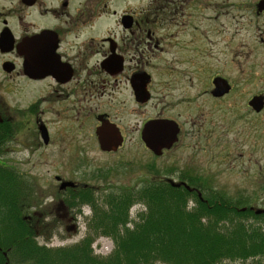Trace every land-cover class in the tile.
I'll use <instances>...</instances> for the list:
<instances>
[{"label":"flooded vegetation","instance_id":"af4514ba","mask_svg":"<svg viewBox=\"0 0 264 264\" xmlns=\"http://www.w3.org/2000/svg\"><path fill=\"white\" fill-rule=\"evenodd\" d=\"M254 130L264 136V0H0V163H81L95 148L160 160L212 134L232 161ZM7 167L31 213L33 179ZM54 179L76 213L91 190Z\"/></svg>","mask_w":264,"mask_h":264},{"label":"trees","instance_id":"16d2710c","mask_svg":"<svg viewBox=\"0 0 264 264\" xmlns=\"http://www.w3.org/2000/svg\"><path fill=\"white\" fill-rule=\"evenodd\" d=\"M12 171L0 163V264H224L238 260L264 264V210L233 209L232 203L212 190L163 181L139 190L146 206L141 223L114 237L110 255L95 257L87 239L71 248L49 249L37 241L45 221L36 222L30 216L25 179ZM125 194L112 196L108 204L114 209L98 215L101 229L105 225L108 233L123 226L130 203L123 201ZM80 197L95 209L89 193ZM74 207L79 208V203Z\"/></svg>","mask_w":264,"mask_h":264},{"label":"rangeland","instance_id":"374dc122","mask_svg":"<svg viewBox=\"0 0 264 264\" xmlns=\"http://www.w3.org/2000/svg\"><path fill=\"white\" fill-rule=\"evenodd\" d=\"M239 102L238 107L241 109L243 100ZM196 103L199 105L204 103L205 108L209 109L214 107L213 101L209 99H199ZM241 112L243 114L244 110L242 109L238 114ZM191 113V118L200 116L196 111ZM209 116L211 121H208V129L212 128L217 119L214 113ZM210 122H212L211 125H209ZM253 132L254 138L252 140L250 137L249 142L247 138L249 135L238 136L237 157L232 161H230L231 158L220 157V143H217L216 137L212 134L205 141L185 140L181 148L160 160L151 158L140 149L141 154L137 161L127 162L128 159L123 160L120 154L107 156L95 148L90 153L89 159L81 163L35 157L29 161L2 164L15 168L18 173H24L34 181L38 206L31 211V214L36 215L33 217L36 222L37 220L43 222L44 218L46 224L43 226L45 229L41 228L40 233L37 234L39 244L49 249H64L74 247L87 239L91 242L92 254L95 257L104 258L114 249L113 239L122 237L126 230L131 231L141 223L140 218L145 214L146 206L139 198V190L149 184L163 181L173 185H194L202 191L212 190L214 193H219L225 201L234 205H231L233 209L243 210L245 207H250L259 212L263 211L264 154L260 152V148L264 147V136L259 137L260 130ZM255 138H259L258 141ZM251 143L258 144V151L252 153L248 151ZM55 176L89 188L91 190L88 192L89 201L93 200L95 209L81 202L80 209L75 211L76 213L68 210L60 199ZM124 192L126 194L123 201L127 199L130 201L126 209V219L123 226L115 227L111 229V233H108L109 228L105 225H103L104 230L101 229V219L98 215L99 213L108 214L111 209H114L108 202L112 200V196ZM118 203L119 200L116 204ZM187 204L189 208L193 206L192 198ZM136 232L139 233L141 230ZM252 262V260H238L225 261L224 264H252Z\"/></svg>","mask_w":264,"mask_h":264},{"label":"water","instance_id":"95a60500","mask_svg":"<svg viewBox=\"0 0 264 264\" xmlns=\"http://www.w3.org/2000/svg\"><path fill=\"white\" fill-rule=\"evenodd\" d=\"M150 128H152V125H150V126H148L147 128H146V130H148V129H150ZM155 128V127H154ZM156 128H158V126H156ZM110 138V137H109ZM155 141H157V142H163L164 140H161L160 138H157V139H155ZM146 142H147V147L151 150V151H154L156 148H162V146H158L156 143L154 144H152V143H150L151 141L150 140H146ZM170 143H171V141H170ZM101 150L102 151H109V149L106 147V146H104V145H101Z\"/></svg>","mask_w":264,"mask_h":264}]
</instances>
